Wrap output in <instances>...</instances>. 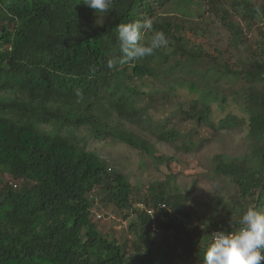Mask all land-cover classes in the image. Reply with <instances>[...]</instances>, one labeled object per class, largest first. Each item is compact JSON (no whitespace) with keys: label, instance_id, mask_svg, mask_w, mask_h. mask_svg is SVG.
<instances>
[{"label":"trees","instance_id":"1","mask_svg":"<svg viewBox=\"0 0 264 264\" xmlns=\"http://www.w3.org/2000/svg\"><path fill=\"white\" fill-rule=\"evenodd\" d=\"M197 1L198 17L189 9L195 0H114L107 16L83 0H0V264H203L212 233L236 231L250 206L264 212V0ZM206 12L234 42L244 35L239 22L254 27L255 48L240 71L206 50ZM145 18L165 33L167 49L110 70L107 60L122 55L116 27ZM152 35L143 33L146 44ZM227 78L245 81L237 100L245 116L230 113L213 126V104L225 103L217 87ZM145 80L158 84L143 92L136 82ZM178 90L195 98L175 119L247 130L244 155L212 159L210 172L232 190L200 208L187 207L172 176L134 187L79 134L86 129L93 140L124 143L162 164L165 157L125 127L131 114L123 109L137 105V114V99L170 102ZM172 120L141 123L173 144L181 132ZM95 204L135 217L123 239L96 218ZM146 209H155L153 219Z\"/></svg>","mask_w":264,"mask_h":264},{"label":"rangeland","instance_id":"2","mask_svg":"<svg viewBox=\"0 0 264 264\" xmlns=\"http://www.w3.org/2000/svg\"><path fill=\"white\" fill-rule=\"evenodd\" d=\"M198 2L195 0L194 4L189 5L190 13L195 17L200 16L203 12V8ZM231 12L233 13V9H231ZM201 19H206L211 27L208 41H206V50L211 54L219 51L218 57H221L232 69L240 71L242 62H247L250 58V48H255L256 34L254 27L239 22L244 35L239 41L234 42L231 32L225 28L217 16L206 12ZM244 83L245 81H234L231 78L220 82L217 90L220 96L224 97L223 102L225 103L217 102L213 104V114L211 115L213 126L217 125L220 119L230 113L239 117L245 116L239 110L237 103V100L244 93ZM155 84L158 83L152 80L136 82V86L140 85V90H143V92L150 91ZM176 95L174 101L170 102L165 101L164 95H159L154 100H150L145 96V99H137L143 100L141 101L142 105L141 103L139 105L144 108L137 114L133 112V108L139 107L137 105H132L130 108L124 107L123 109L124 114H131L130 117H126L129 121L124 124L125 127L136 135L147 139L158 153L165 157L162 161H166L162 164H157L151 158L152 156L124 143L112 141L111 139L93 140L88 136L86 129L80 130L79 134L88 139L90 150L100 153L110 163L112 171L126 175L134 187L144 190L150 183L165 181L168 176H172L180 193L184 196L187 195V207L200 208L202 203L210 196L228 193L232 190L227 179L222 176L215 177L210 172L212 159L218 154H225L232 158L244 155L248 150L247 130L239 128L215 130L212 125H198L196 121L175 119V114L180 105L188 109V101L195 98L188 90H178ZM142 114L150 115V117L146 118L144 115L141 116ZM171 115L174 118L172 123L181 132L179 139L173 144L156 141L147 130L148 126L141 123L142 121L147 124L152 123V125L155 122L162 123ZM191 140L194 141L196 146L189 147ZM1 179L7 181L9 177L2 176ZM16 184L19 188V182H16ZM93 211L97 219H104L103 224L108 231L112 228L122 239L126 235L129 223L135 219L134 216H131L124 220L118 217L112 211V208H106L100 204H95Z\"/></svg>","mask_w":264,"mask_h":264},{"label":"clouds","instance_id":"3","mask_svg":"<svg viewBox=\"0 0 264 264\" xmlns=\"http://www.w3.org/2000/svg\"><path fill=\"white\" fill-rule=\"evenodd\" d=\"M83 5L94 9L96 14L106 16L112 11L114 0H83ZM153 20H133L120 23L116 27L121 56L107 60L111 70L117 66L152 57L162 49H167L169 40L163 31L154 30ZM152 31L151 40L146 44L143 33ZM77 103L85 100L83 91H75ZM236 231H216L205 251L203 264H262L264 262V212L250 206L239 219Z\"/></svg>","mask_w":264,"mask_h":264},{"label":"built area","instance_id":"4","mask_svg":"<svg viewBox=\"0 0 264 264\" xmlns=\"http://www.w3.org/2000/svg\"><path fill=\"white\" fill-rule=\"evenodd\" d=\"M141 207H143V206H141ZM146 211H147L148 215L153 219L155 216V213H156L155 209H146ZM152 227L154 228V225ZM154 230H155V228H154ZM262 264H264V262H262Z\"/></svg>","mask_w":264,"mask_h":264}]
</instances>
